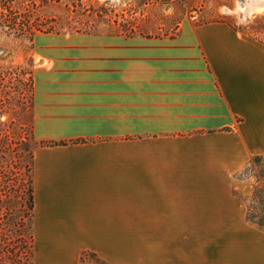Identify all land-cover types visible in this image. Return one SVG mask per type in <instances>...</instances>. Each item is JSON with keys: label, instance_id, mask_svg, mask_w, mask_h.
Segmentation results:
<instances>
[{"label": "crops", "instance_id": "0c3cea01", "mask_svg": "<svg viewBox=\"0 0 264 264\" xmlns=\"http://www.w3.org/2000/svg\"><path fill=\"white\" fill-rule=\"evenodd\" d=\"M43 41L33 263L264 264L234 191L264 155V44L225 22Z\"/></svg>", "mask_w": 264, "mask_h": 264}, {"label": "rangeland", "instance_id": "374dc122", "mask_svg": "<svg viewBox=\"0 0 264 264\" xmlns=\"http://www.w3.org/2000/svg\"><path fill=\"white\" fill-rule=\"evenodd\" d=\"M213 22L264 44V0H0V264H34L31 190L42 145L34 131V74L43 40L173 38L183 24ZM256 156L237 174L243 182L234 191L244 197L247 219L264 230V155Z\"/></svg>", "mask_w": 264, "mask_h": 264}, {"label": "trees", "instance_id": "16d2710c", "mask_svg": "<svg viewBox=\"0 0 264 264\" xmlns=\"http://www.w3.org/2000/svg\"><path fill=\"white\" fill-rule=\"evenodd\" d=\"M259 156H256L258 158ZM32 194H31V201H32V208L35 211V200H34V182H33V187H32Z\"/></svg>", "mask_w": 264, "mask_h": 264}]
</instances>
